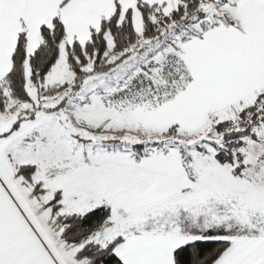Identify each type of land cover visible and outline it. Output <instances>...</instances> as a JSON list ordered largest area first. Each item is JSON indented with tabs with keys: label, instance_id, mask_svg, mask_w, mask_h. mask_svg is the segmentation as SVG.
Instances as JSON below:
<instances>
[{
	"label": "snow or ice",
	"instance_id": "6c2138e0",
	"mask_svg": "<svg viewBox=\"0 0 264 264\" xmlns=\"http://www.w3.org/2000/svg\"><path fill=\"white\" fill-rule=\"evenodd\" d=\"M0 264H264V0H0Z\"/></svg>",
	"mask_w": 264,
	"mask_h": 264
}]
</instances>
